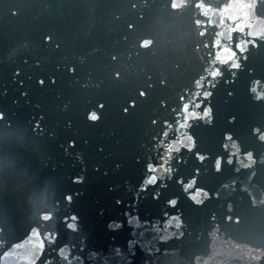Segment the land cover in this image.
I'll use <instances>...</instances> for the list:
<instances>
[{
  "label": "water",
  "instance_id": "95a60500",
  "mask_svg": "<svg viewBox=\"0 0 264 264\" xmlns=\"http://www.w3.org/2000/svg\"><path fill=\"white\" fill-rule=\"evenodd\" d=\"M259 95L264 0H0V264H264Z\"/></svg>",
  "mask_w": 264,
  "mask_h": 264
},
{
  "label": "snow or ice",
  "instance_id": "6c2138e0",
  "mask_svg": "<svg viewBox=\"0 0 264 264\" xmlns=\"http://www.w3.org/2000/svg\"><path fill=\"white\" fill-rule=\"evenodd\" d=\"M232 6L231 5H228V6H226V10H228V9H230ZM245 7H248V6H245ZM242 30V29H241ZM247 43V42H246ZM253 44L255 43V42H252ZM237 47L241 50V51H243V48H241V46L240 45H237ZM233 56H235V53H233ZM230 59H231V57H230ZM227 62V61H226ZM239 63H237V62H234V63H232L231 64V67H233V68H239ZM218 73H216V72H214L212 75L213 76H215V75H217ZM252 91L253 92H256L257 91V89H252ZM258 98L259 99H261V98H264V95H259L258 96ZM184 109H185V111L187 112V110H188V105H185L184 106ZM203 115L206 117V116H208V112L207 111H205L204 113H203ZM227 139L228 140H231L232 139V137L231 136H228L227 137ZM202 158V157H201ZM217 164L218 165H220V161L219 160H217ZM153 182H155V177H153L150 181H149V183H153ZM187 187H191V184H189V185H187ZM171 203L174 205L176 202L175 201H171Z\"/></svg>",
  "mask_w": 264,
  "mask_h": 264
},
{
  "label": "clouds",
  "instance_id": "9594fccd",
  "mask_svg": "<svg viewBox=\"0 0 264 264\" xmlns=\"http://www.w3.org/2000/svg\"><path fill=\"white\" fill-rule=\"evenodd\" d=\"M174 7H175V5H173ZM143 95V94H142ZM208 114H209V112H208ZM90 119H92V120H97L98 119V117L97 116H95V115H92L91 117H90ZM262 138H264V137H262ZM250 155V154H249ZM202 157V158H201ZM200 157V160L201 161H203V159H204V157L203 156H201ZM220 170V166L218 165V164H216V171H219ZM67 199L68 200H71V197L69 196V197H67ZM173 201H175V200H173ZM176 202V201H175Z\"/></svg>",
  "mask_w": 264,
  "mask_h": 264
}]
</instances>
